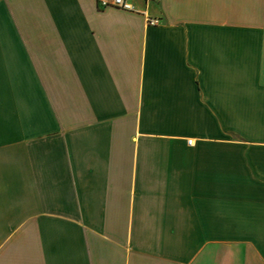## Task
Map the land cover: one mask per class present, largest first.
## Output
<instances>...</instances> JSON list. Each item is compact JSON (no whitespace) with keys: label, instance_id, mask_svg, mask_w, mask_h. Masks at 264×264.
Wrapping results in <instances>:
<instances>
[{"label":"crops","instance_id":"obj_1","mask_svg":"<svg viewBox=\"0 0 264 264\" xmlns=\"http://www.w3.org/2000/svg\"><path fill=\"white\" fill-rule=\"evenodd\" d=\"M133 4L0 0V264H264V0Z\"/></svg>","mask_w":264,"mask_h":264},{"label":"built area","instance_id":"obj_2","mask_svg":"<svg viewBox=\"0 0 264 264\" xmlns=\"http://www.w3.org/2000/svg\"><path fill=\"white\" fill-rule=\"evenodd\" d=\"M97 4L102 9L107 7H116L127 11L135 10L133 0H97ZM144 15L146 16V22L149 26H155L158 22V19L149 16L146 12H144ZM188 144L193 145V140H188Z\"/></svg>","mask_w":264,"mask_h":264}]
</instances>
